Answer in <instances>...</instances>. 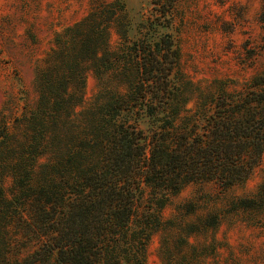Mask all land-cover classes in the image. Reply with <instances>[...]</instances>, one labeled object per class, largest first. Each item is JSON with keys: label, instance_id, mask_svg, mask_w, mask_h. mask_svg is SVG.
I'll return each instance as SVG.
<instances>
[{"label": "trees", "instance_id": "1", "mask_svg": "<svg viewBox=\"0 0 264 264\" xmlns=\"http://www.w3.org/2000/svg\"><path fill=\"white\" fill-rule=\"evenodd\" d=\"M175 1L152 0L159 24L169 23ZM119 3H103L72 26L79 30L71 44L79 49L65 55L68 81L49 82L50 66L44 68L41 108L24 117L23 140L0 125V264H145L169 195L189 182L230 189L264 165V70L243 91L194 85L182 78L179 49L166 32L113 53L108 28L123 14ZM116 32L126 39L122 29ZM84 62L94 71L114 67L126 90L100 102L102 120L60 130L62 112L81 107ZM122 109L149 116V133L116 121ZM5 178H11L7 190ZM230 203L264 214V179L253 194ZM216 221L209 214L201 227ZM190 225L176 228L186 234ZM168 245L159 243V264L181 263Z\"/></svg>", "mask_w": 264, "mask_h": 264}, {"label": "rangeland", "instance_id": "2", "mask_svg": "<svg viewBox=\"0 0 264 264\" xmlns=\"http://www.w3.org/2000/svg\"><path fill=\"white\" fill-rule=\"evenodd\" d=\"M116 1L123 5V14L108 28L113 53L133 40L152 41L166 32L179 49L182 78L194 85L212 91L214 85L243 91L264 70V0H176L167 25L155 20L152 0H0V125L23 140L24 117L41 108V72L50 66L49 82L66 84L65 55L79 49L77 42L71 44L76 41L73 32L79 30L72 26L99 5ZM119 28L126 39L116 32ZM84 65L80 66L85 80L81 107L67 115L62 112L60 130L95 121L97 116L101 119L100 102L115 91L126 90L114 75V67L94 71ZM115 120L135 124L146 134L153 126L150 117L136 109H122ZM57 129L49 127V132ZM262 179L264 165L244 184L230 189L223 190L214 182H189L169 195L158 211L165 222L163 229L152 234L145 264H159L160 241L169 242L171 256L181 262L177 264H264V214L236 210L230 203L235 197L253 194ZM10 185L11 178H5V190ZM148 194L145 190V204H149ZM209 214L216 215V223L201 227ZM188 224L190 233L176 228Z\"/></svg>", "mask_w": 264, "mask_h": 264}]
</instances>
